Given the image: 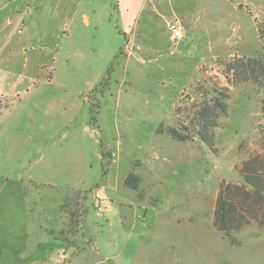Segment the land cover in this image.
I'll return each instance as SVG.
<instances>
[{"label":"rangeland","instance_id":"374dc122","mask_svg":"<svg viewBox=\"0 0 264 264\" xmlns=\"http://www.w3.org/2000/svg\"><path fill=\"white\" fill-rule=\"evenodd\" d=\"M43 2L9 45L0 23V184L21 183L42 223L58 219L56 228L68 223L64 197L79 192L77 203H89L99 252L77 250L62 264H264V226L235 234L237 246L213 227L220 188L243 186V164L264 161V88L231 90L213 149L191 132L183 143L167 133L188 127L198 89L211 87L220 63L264 56V0H133L124 21L117 10L127 0ZM171 23L181 33L175 42ZM131 173L138 192L124 186ZM103 202L117 206L116 216L98 215L93 207ZM18 206L8 212L14 218ZM81 230L74 244L92 240L85 221ZM100 232L115 239L111 249Z\"/></svg>","mask_w":264,"mask_h":264},{"label":"trees","instance_id":"16d2710c","mask_svg":"<svg viewBox=\"0 0 264 264\" xmlns=\"http://www.w3.org/2000/svg\"><path fill=\"white\" fill-rule=\"evenodd\" d=\"M257 33L264 50V22L258 24ZM219 66V71H211V87L209 89L202 87L203 90L198 89L201 97L193 108L191 116H189L188 127L182 122L176 128L167 129L172 140L180 143L186 142L189 139L188 134L191 132L194 138L199 139L209 149H213L216 144L214 129L219 127L222 119L228 115L231 90L235 86L245 83H252L264 88V56L233 58L220 63ZM180 130H184L186 133H182ZM103 156L102 154V159ZM263 168L264 161L262 159L246 161L240 171L243 186L225 185L218 192L213 215V227L231 245H239L234 239V235L252 222L264 226V216L260 217L259 215L260 207L264 205V180L261 175ZM124 186L132 192H138L140 178L133 173L128 174L124 179ZM85 193L87 191H83L82 194ZM78 194L80 193L77 192L75 197L67 196L62 199L65 204L61 206V209L66 211L68 222L66 228L48 232V236L55 241L64 243L66 248L75 246L73 239H71L72 235L80 230L87 214L84 203H77ZM34 203L32 204L34 205Z\"/></svg>","mask_w":264,"mask_h":264},{"label":"crops","instance_id":"0c3cea01","mask_svg":"<svg viewBox=\"0 0 264 264\" xmlns=\"http://www.w3.org/2000/svg\"><path fill=\"white\" fill-rule=\"evenodd\" d=\"M43 1L41 2V0H0V23L3 21V23H5V25L7 26L6 28H8L7 34L6 28H3V39L7 43V45L11 44V42L13 41L14 32H21L22 30L20 29L24 28V19L26 17V13L30 14L32 9L39 10L40 8H42L45 3ZM67 1H79L80 3L82 0ZM132 3L133 0H127V2L123 4L124 11L119 12V10H117L120 19H123V16L128 18L131 12ZM28 5L29 7H32L29 10H27ZM49 5H52L53 7H55V9L58 10V5H53V3H50ZM117 7H120L119 0H117ZM143 7L144 3L141 5V10ZM50 9L54 11V9H52L51 7ZM57 10H55L54 14L57 13ZM67 15L70 17V21L73 22V19L71 18V16L73 17V14L72 12L70 13V10L65 13V17ZM83 20L84 24L88 26L89 23L87 19L84 17ZM80 160L81 158H79L76 162V164H79L77 165V168H75L77 171H82V165L80 163ZM39 182L43 183V181ZM66 186L68 188L77 187L76 185H71L70 183H67ZM30 200H28V193L24 192L21 183H19V185L17 184L15 187H11L8 183L0 184V208L2 207V212L0 210V264H62L65 258H67L70 254H74L77 250L82 251L80 254H78L81 256L82 254L90 252L93 249L94 252H99V249L97 248L98 241L97 239L95 240L94 235L92 234V231L90 229V224L88 222L87 216L90 210L89 203H86L85 206L87 214L84 218V221L86 229L90 234L92 240H86V237L84 235H81L79 238L75 239V246L71 248H66L64 243L55 241L50 236H48V232L50 230H63L66 228V224L62 223L63 227L58 225V228H56L57 226H55L54 224L58 219L55 218H47L48 221H50L49 225L43 224L41 221L43 209H40L39 213L35 212L34 207L31 205L32 203H29ZM14 203L19 204L18 207H20L22 210L21 216H16V218H14L13 215H10L8 213L12 208V204ZM95 207L98 210V215L108 214L111 216H116L117 206L114 203H96L93 208ZM6 217L7 221L5 222ZM63 218L64 217H60V219ZM2 219L4 220V223ZM17 222L18 227L17 229H15L14 225L17 226ZM58 222L59 223L57 224H60V221ZM121 224L122 223L119 221V228L120 226H122ZM114 225V223H110L108 225L110 229L109 233L111 232V230H113ZM81 232L84 231H78V233ZM100 234L101 236H98L99 239L105 238L104 240L107 241L108 245L107 249H111V247L113 246L112 242L115 241V239L113 237H110V239H108V236L104 235L101 232ZM2 243H7V245H3ZM81 243H86L87 245H83L84 247H79V244ZM16 244H19L18 248L17 246H15L17 250L11 247V245L14 246ZM2 257L11 258L12 261L2 262Z\"/></svg>","mask_w":264,"mask_h":264},{"label":"built area","instance_id":"2783aa9c","mask_svg":"<svg viewBox=\"0 0 264 264\" xmlns=\"http://www.w3.org/2000/svg\"><path fill=\"white\" fill-rule=\"evenodd\" d=\"M169 31H170V40L172 42H175L177 40H179L181 38V33H180V29L179 26L175 23H171L169 25Z\"/></svg>","mask_w":264,"mask_h":264}]
</instances>
